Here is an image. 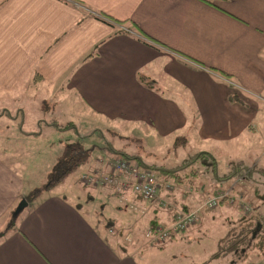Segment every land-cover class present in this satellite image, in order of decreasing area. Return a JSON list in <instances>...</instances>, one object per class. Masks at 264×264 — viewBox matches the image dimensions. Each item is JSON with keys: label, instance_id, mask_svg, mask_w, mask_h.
<instances>
[{"label": "crops", "instance_id": "0c3cea01", "mask_svg": "<svg viewBox=\"0 0 264 264\" xmlns=\"http://www.w3.org/2000/svg\"><path fill=\"white\" fill-rule=\"evenodd\" d=\"M82 7L102 18L87 16L77 25ZM115 20H132L144 33ZM31 68L38 75L33 72L27 92L21 93L25 103L19 110L40 99L46 131L72 121L70 129L80 132L69 142L96 126L114 134L140 133L124 136L147 142L153 151L116 149L147 166H162L156 150L182 136L195 144L193 154L210 152L215 165L198 160L180 167L181 161L178 172L171 173L178 183L168 178L170 172H160L174 186L160 190L168 206L143 202L132 190L120 194L85 185L79 178L70 197L42 192L14 215L27 184L0 143V264H158L157 254L179 239L178 232L155 241L145 236L148 228L170 225L175 208H193L217 190L242 187L247 193L264 182L255 177L264 173V0H7L0 7L1 88L12 91L8 88L29 76ZM139 73L155 80V87L146 86ZM231 83L244 103L228 100ZM63 111H69L66 120L59 117ZM44 114L52 119L45 121ZM80 122L92 126L81 130ZM39 127L20 124L18 130L27 141L52 149L55 142ZM15 131L0 139L24 141ZM67 143L61 140L60 146ZM92 152L83 164L104 170V157ZM239 165L252 169L256 184L237 186L235 177H222L234 175ZM99 198L98 208L92 203Z\"/></svg>", "mask_w": 264, "mask_h": 264}, {"label": "rangeland", "instance_id": "374dc122", "mask_svg": "<svg viewBox=\"0 0 264 264\" xmlns=\"http://www.w3.org/2000/svg\"><path fill=\"white\" fill-rule=\"evenodd\" d=\"M34 66V65H33ZM31 71V74L28 76L26 75L22 81H19L18 84L14 83L12 86H10L6 90L1 88L0 86V137L5 134H11V132L17 130L14 132L15 138L19 136H24L23 139H20L18 141L14 140L11 141L10 144L4 143L3 140L0 139V143L3 144L7 148L8 154H9V160L15 161L13 162L16 169L21 172L24 175L25 183L27 184V195L30 193L36 192L37 189H41L45 194L43 196H46L47 194H53L61 192V194L66 193L68 197H70V192L75 189L73 185V181H76L77 184L82 175L83 172H92L93 168L87 167L85 164H79L72 172L68 174V178L66 181H61L59 184L45 188V185L47 183V180L49 179V176L52 173V168L55 164V162L58 159V155H62L63 146H60V142L65 141L66 143H69V140L71 138L77 137V132H80V129H70V130H62L58 127H54L53 129H50L46 131L48 125L41 121L39 118H41L40 111V99L37 100L32 99L31 102L27 103V108H24V111H20L19 108L23 107V104L25 103L24 96L21 98V93L23 91L27 92V89L29 88L30 79L33 74V68L29 69ZM38 73L36 72V76ZM33 93V91H31ZM34 102L36 103L35 106ZM22 105V106H21ZM33 106V107H32ZM34 109L37 110L34 112ZM49 114H44L43 117L45 121H50L52 119V116H48ZM35 117L36 120L32 121L30 118ZM61 119L66 120L69 117V111H63L61 112L60 116ZM78 118V116H76ZM43 119V118H42ZM79 121H81L79 119ZM24 125L25 127H29L30 129L44 128V134L46 138V134L51 137V140L55 142V145L52 149H48V147H44L41 145V142L37 140H30L27 141V138L25 135L20 134V130H18V125ZM100 127L103 126V124H97ZM81 130L82 128H86L90 125H84L82 122L79 124ZM10 127V132L8 133V128ZM67 129V128H66ZM4 130L5 132H3ZM88 130V129H87ZM102 130V131H101ZM46 131V132H45ZM88 134L81 136H78V140L84 149H89L88 151V157L90 158L91 155V149L93 150L92 156L96 154L97 156H105L107 152L109 151L108 148L115 147V148H122L127 149L129 151L134 150L140 151L142 154L146 155L148 154V145L147 142H139V141H132L126 138V136L141 137L142 134L140 133H121V134H114L109 131H105L102 128L96 127H90L88 130ZM87 133V132H86ZM124 134L126 136H124ZM28 137V136H27ZM82 138V139H81ZM67 143V144H68ZM1 145V144H0ZM15 145V148L13 149ZM178 144L168 145L164 147V150H156L159 155V162H161L162 167L166 169H171L172 166H179L181 164V161H184V158H188L190 154L194 153V146L195 144L190 141L186 142L185 144H182L181 148H178ZM13 149V153L11 155V151ZM153 151V150H149ZM18 152V158L16 156ZM175 153H178V155H175ZM183 153V154H182ZM164 155H167V159H163ZM51 157L53 160H51ZM51 160V161H50ZM131 161L135 162L133 159H130ZM200 160V159H199ZM17 161V163H16ZM206 161L207 163L211 162V158H206L205 160H200V162ZM53 162V163H52ZM104 163V162H103ZM210 165V164H209ZM215 165V164H214ZM210 169V168H207ZM251 169V168H250ZM264 172V171H263ZM242 173V171H241ZM251 172L245 171L242 173V175L235 176V183L233 185H240L241 184H249L254 185L256 184L254 181V175L251 178ZM157 176V175H156ZM173 176V175H172ZM258 177L260 179L264 178L263 174H257L255 177ZM174 177V176H173ZM74 179V180H73ZM72 180V181H71ZM163 180L160 181L161 184ZM221 184H226L227 181L225 179H221ZM29 185V186H28ZM262 187V185H259ZM82 188V187H81ZM47 191V192H46ZM229 191H232L229 189ZM234 192H236L234 190ZM102 200L94 199V202L92 203L93 206L100 207V202ZM117 201V200H116ZM143 202H155L153 200H146L141 199ZM152 201V202H151ZM201 201L198 202L197 206L198 209L200 208ZM235 203V202H234ZM244 207H239V205H235L237 214L236 218L233 220L232 223L229 222V220L223 219L224 214H227L228 216L231 215L232 211H225L223 208L216 205L214 208H208L206 210H202L200 213V217L198 221L193 224L192 226L180 230L178 232V235L176 238H179L176 242L172 243L168 242L167 240L165 243H167L164 247L163 252H159L157 255V263L158 264H192V262L195 261H202L204 258L205 260L209 257L210 253L212 254L216 249V241L219 240L222 236L226 235L228 232L230 224L238 225V222L240 219H238L242 213H249L252 210V204L249 201H245ZM20 212V211H19ZM18 212V213H19ZM175 212V210H174ZM235 212V210H233ZM245 213V214H246ZM14 214V211H13ZM203 220V221H201ZM202 222V223H200ZM235 228H238V226H235ZM149 229V228H148ZM147 229V230H148ZM146 230V231H147ZM236 231V229H234ZM115 231V230H114ZM127 236V235H125ZM168 240L171 239L170 237H167ZM130 240L131 238H127ZM156 241V240H155ZM164 243V244H165ZM235 255V253L233 254ZM227 258H232L231 255L227 256ZM224 263L228 262L227 260H223ZM215 262L212 261L211 264H214Z\"/></svg>", "mask_w": 264, "mask_h": 264}, {"label": "trees", "instance_id": "16d2710c", "mask_svg": "<svg viewBox=\"0 0 264 264\" xmlns=\"http://www.w3.org/2000/svg\"><path fill=\"white\" fill-rule=\"evenodd\" d=\"M6 2H7V0H3L0 3V7L3 4H5ZM81 12H82V18L78 21L77 25H79L81 23V21L87 16H94L97 18L98 17L102 18L100 13L92 12L91 10H88L84 7L81 8ZM115 22L122 23V24L126 23L127 25L133 24V25L137 26V24L135 22H133L132 20H126V21L125 20H115ZM129 25L127 27H129ZM134 30H137V31L140 30L141 33H144L141 29H139L138 26H137V28H134ZM56 43H53L45 51V54ZM93 53L91 52V53L87 54L86 56L83 57V59L84 60L89 59V57L91 55H93ZM33 72H35V71L33 70ZM35 73H34V75H35ZM220 74H222L225 77L232 78L231 74H229V73L220 72ZM35 77H36V75L34 76V78ZM138 77L143 83H145L146 86L155 87V80L148 78L147 76L143 75L142 73H139ZM34 81H36V79ZM228 86L230 89V92L227 95L229 101H238L240 103H244L246 101V99L242 96L241 91L238 88H236V86L234 84L231 83ZM55 125L58 128H62V129H66V128L70 129V128L75 127V124L72 121H68L65 123H55ZM184 143H185V138L182 136L177 137L175 142H174V144H178V145H181ZM108 149H109V151L107 152V154L105 156H103L104 157L103 158L104 159L103 164L105 167V171H108V165H107L108 161L110 159L116 157V156H122V157L127 158V159H133L134 161H136L138 163L140 162L137 160L138 159L137 157H134L133 154L127 153L124 150H118L115 147H110ZM88 151H89V149H84L82 144L76 140L71 141L68 144H66L63 147L62 155L58 156V159L52 168V173L49 176V179L47 180L45 188H48V187H51L55 184L60 183L79 164L84 163L86 158H87ZM205 157L211 158V162L209 163L210 165L215 164V160H214V158L210 152L199 151L195 154L190 155L187 159H185L182 162V164L180 165V167L188 166V165L198 161L199 159L205 160ZM141 167L147 168V169L151 170L152 172H154L157 175L159 180L161 179L164 181V179L170 178V180L173 183L181 182V180H178V182H176L177 181L176 178H174L171 174V173L176 174L178 172V170L180 169L179 166H176V167L171 168V169H166V170L161 165H156V164H152V165H148V166L142 164ZM97 170L98 169L93 170L92 172L97 171ZM248 170L251 172L252 169H250V168L247 169L246 166L239 165L238 171L234 175L232 173H227L222 177H224L227 180L230 177H232V179H233L235 176L242 175L243 172L248 171ZM157 171H159V173ZM162 171L170 172V174L167 173L170 176L168 178H166L167 176L163 175L164 179H162L158 175ZM241 171H242V173H241ZM193 172H195V173L197 172L196 166L193 168ZM179 177H180L179 179H182L181 176H179ZM259 183L262 185V187L257 188L255 190H252V191L247 192V193L242 191L243 190L242 187H238L236 192H234L235 188H229L230 190L232 189L231 194H229V195H227V197L219 200L218 206L223 208V210H225V211L229 210V211H232V213H233V210L234 209L236 210L235 205L236 206L239 205V207H244L242 203L244 202V204H245V201H249L252 204V210L248 214L246 212H245L246 214L245 213L241 214V216L238 218V219H240L238 222V225L230 224L231 226L229 227L227 234L222 236L217 241V246H216L215 251L212 254H210L206 260H203L202 262L197 263V264H211L212 261L215 262L214 264H264V182H259ZM128 190H131V189H128ZM42 192L43 191L41 189H37L36 192L34 191L33 193H30L28 195L26 194L25 197L28 201H32V200L36 199L37 197H39L42 194ZM136 195H138V194H136ZM231 197L234 199V201H232V202H230ZM202 201L203 200H201V202ZM195 207L189 208V209L175 208L174 210L181 209L184 211H193L196 209ZM206 209H208V208L201 209L200 213L202 210H206ZM235 218H228L229 222L232 223ZM13 226H14V222L12 221L9 224V226H7V228L13 227ZM235 226H238V228H235ZM234 229H236V231ZM2 233L3 232H0V235ZM234 253H235V255H233ZM229 255H231L232 258H227L228 262L224 263L223 260L224 261L227 260L226 257Z\"/></svg>", "mask_w": 264, "mask_h": 264}, {"label": "built area", "instance_id": "2783aa9c", "mask_svg": "<svg viewBox=\"0 0 264 264\" xmlns=\"http://www.w3.org/2000/svg\"><path fill=\"white\" fill-rule=\"evenodd\" d=\"M107 165L108 171L98 169L94 172H83L80 176L81 182L85 185L107 186L120 194H124L128 189H131L142 199L157 200L159 205L168 206L165 198L160 197V190L162 186H164L165 190L174 187L170 182L162 181L163 184H161V179L159 180L154 172L141 167L138 162H133L122 156L110 159ZM229 194H231L229 189L217 190L212 195L203 199L199 209L197 207L193 211L175 210L170 225L151 226L146 231L145 236L160 241L180 230H184L198 221L201 209L216 207L219 200L227 197ZM232 201L234 199L231 197L230 202ZM242 204L245 206L244 202ZM126 235V239L130 237L129 232Z\"/></svg>", "mask_w": 264, "mask_h": 264}, {"label": "water", "instance_id": "95a60500", "mask_svg": "<svg viewBox=\"0 0 264 264\" xmlns=\"http://www.w3.org/2000/svg\"><path fill=\"white\" fill-rule=\"evenodd\" d=\"M27 204H28V200L25 197H23L16 206L14 210V215H17V213L21 211Z\"/></svg>", "mask_w": 264, "mask_h": 264}]
</instances>
